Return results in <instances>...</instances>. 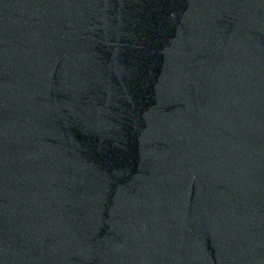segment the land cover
Returning a JSON list of instances; mask_svg holds the SVG:
<instances>
[{"label": "water", "instance_id": "obj_1", "mask_svg": "<svg viewBox=\"0 0 264 264\" xmlns=\"http://www.w3.org/2000/svg\"><path fill=\"white\" fill-rule=\"evenodd\" d=\"M0 264H264V0H0Z\"/></svg>", "mask_w": 264, "mask_h": 264}]
</instances>
